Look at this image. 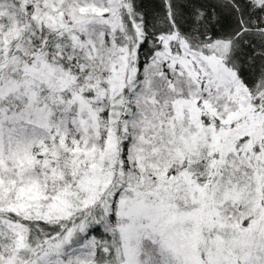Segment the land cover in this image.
<instances>
[{
    "label": "snow or ice",
    "instance_id": "6c2138e0",
    "mask_svg": "<svg viewBox=\"0 0 264 264\" xmlns=\"http://www.w3.org/2000/svg\"><path fill=\"white\" fill-rule=\"evenodd\" d=\"M0 264H264V0H0Z\"/></svg>",
    "mask_w": 264,
    "mask_h": 264
}]
</instances>
